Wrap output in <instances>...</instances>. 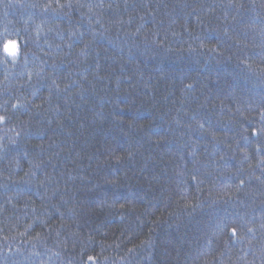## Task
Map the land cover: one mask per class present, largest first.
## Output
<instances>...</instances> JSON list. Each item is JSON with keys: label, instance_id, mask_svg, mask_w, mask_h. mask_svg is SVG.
<instances>
[{"label": "trees", "instance_id": "1", "mask_svg": "<svg viewBox=\"0 0 264 264\" xmlns=\"http://www.w3.org/2000/svg\"><path fill=\"white\" fill-rule=\"evenodd\" d=\"M0 116V264H264V0H0Z\"/></svg>", "mask_w": 264, "mask_h": 264}, {"label": "snow or ice", "instance_id": "2", "mask_svg": "<svg viewBox=\"0 0 264 264\" xmlns=\"http://www.w3.org/2000/svg\"><path fill=\"white\" fill-rule=\"evenodd\" d=\"M9 45H14L15 50L14 51L9 50ZM3 47H4V51L7 52L10 56L15 57L19 53V46H18V42H16V41L9 40V41H7V43L4 44ZM0 120H4V117L0 116ZM262 131H264V130H262ZM241 183H243V181H241ZM232 233H233V235L236 234L235 228L232 229Z\"/></svg>", "mask_w": 264, "mask_h": 264}, {"label": "clouds", "instance_id": "3", "mask_svg": "<svg viewBox=\"0 0 264 264\" xmlns=\"http://www.w3.org/2000/svg\"><path fill=\"white\" fill-rule=\"evenodd\" d=\"M9 50L14 51V50H15V49H14V45H9Z\"/></svg>", "mask_w": 264, "mask_h": 264}, {"label": "rangeland", "instance_id": "4", "mask_svg": "<svg viewBox=\"0 0 264 264\" xmlns=\"http://www.w3.org/2000/svg\"><path fill=\"white\" fill-rule=\"evenodd\" d=\"M7 53V52H6Z\"/></svg>", "mask_w": 264, "mask_h": 264}]
</instances>
